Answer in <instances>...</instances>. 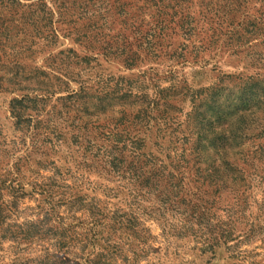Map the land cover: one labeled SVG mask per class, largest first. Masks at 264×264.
I'll list each match as a JSON object with an SVG mask.
<instances>
[{"label": "trees", "instance_id": "obj_1", "mask_svg": "<svg viewBox=\"0 0 264 264\" xmlns=\"http://www.w3.org/2000/svg\"><path fill=\"white\" fill-rule=\"evenodd\" d=\"M33 1L0 0V89L25 91L9 101L18 141L6 142L0 132V243L28 245L45 237L52 250L44 248L34 264H65L60 251L72 257L66 264H132L146 210L165 231L198 239L201 250L232 241L224 216L240 207L264 162V55L255 74H223L197 90L154 86L149 94L129 83L120 88L113 79H80L73 89L68 83L79 79L78 72L53 64L47 67L59 75L38 67L27 71L17 52L5 50L14 49L16 26L22 25L30 38L44 33L46 40H71L83 54L72 48L65 56L77 62L101 55L129 70L163 59L171 67L194 63L219 50L224 38L239 44L241 24L264 28V0H220L219 15L208 0H47L50 8L46 0ZM248 4L252 14L242 12ZM32 42L21 40L19 47L28 50ZM185 99L189 110L182 118L178 102ZM152 130L170 137L165 157L158 144L156 152L146 150ZM60 142L67 144L62 162L48 158ZM30 160L36 170L28 166L33 179L26 180L23 167ZM90 174L115 183L102 192L108 199L122 196L123 206L83 194ZM32 193L45 199L44 219L12 221ZM48 213L56 217L55 228L46 227Z\"/></svg>", "mask_w": 264, "mask_h": 264}, {"label": "rangeland", "instance_id": "obj_2", "mask_svg": "<svg viewBox=\"0 0 264 264\" xmlns=\"http://www.w3.org/2000/svg\"><path fill=\"white\" fill-rule=\"evenodd\" d=\"M208 1H210L209 6L213 8L212 12L219 15L218 11L221 10L222 2L220 0ZM227 1L229 2L230 0ZM20 2L36 4L33 0H20ZM45 5L50 8V1L46 0ZM225 6L223 9H225ZM199 9L201 8L195 2L193 10L197 12ZM242 12L252 14L254 11L251 4H248ZM25 14H27V11ZM251 18H245L244 21L251 20ZM23 28L22 25L16 26L15 33L17 36L13 38L15 41L12 43L15 47L13 50L6 49V54L8 52H17L16 58L27 71L38 67L59 75L55 70L47 67L48 64H53V66H61L62 68L68 67V70L74 73L78 72L79 79L68 83V86L73 89L79 88L78 82L80 79H85L89 82L113 79L114 82L120 84V88H125L127 83H129L133 90L141 89L149 94L153 92L154 86L167 87L170 84H178V87L187 85L190 90H197L216 83L223 74L241 72L242 77L255 74L257 70L256 64L260 62L258 58L264 55V28L259 27L258 29L249 24H241V28L237 30L243 33L242 36L238 37L240 40L239 44L235 43L234 38H224L219 50L213 51L210 55H205L199 62L179 63L171 67L169 66L171 63L163 59L162 61L146 63L138 68L129 70L118 63L106 61L101 55H96V60L89 62H77L73 58L69 59L65 56L68 49L73 48L79 55L83 54L81 48L71 40L60 35L46 40L44 33L38 35V37L30 38L29 31ZM31 39L33 42L29 44V49L23 51V48L19 47V41H29ZM59 51H63L64 54H58ZM55 57L65 58L62 60L63 62H60V60H55ZM179 89L182 90V88ZM24 92H9L0 89V132L5 137L6 142L18 141V133L14 130L13 119L9 113V101L12 97H19ZM60 94L56 93L55 96ZM54 99L48 101L49 106L55 103ZM178 104L182 110L181 116L183 118V115L189 110V101L185 99L182 102H178ZM169 139L168 134H156L152 130L150 138L147 139L146 150L151 149L156 152L158 149L153 146V143L158 144L157 146L161 148L159 155L165 157L166 153L170 152ZM66 141L68 143V139ZM66 145L60 142L54 148L56 150L55 154L48 158L62 162V156H64L67 149ZM33 163L35 161L30 160L24 164L23 177L26 180L33 179V174L28 170V166L35 167L32 165ZM260 165L261 169L258 171V178L250 182L251 185L245 191L244 200L242 199L243 202L240 207L233 211L229 219L224 216L225 221L230 224L229 226L234 233L232 241L225 244L220 243L219 246L214 247L212 252L201 250L198 239H195L190 234L177 236L165 231L163 229V221L157 219L153 213L146 210L145 213L140 215L141 225L136 239L134 238L137 244L133 243L136 245L131 247L140 249L136 256H133L132 264H264V162L260 163ZM33 170H36V167ZM46 173L51 174L49 167ZM65 178L70 182L68 176ZM114 187L115 183L103 181L94 174H90L88 185H86L82 193L88 197L105 199L112 204L123 206L124 202L120 200L122 196L109 199L104 197L102 191L110 190ZM25 189L28 193L30 192V187L26 183ZM44 200V197L37 193L25 196L20 201L17 212L11 216L12 221L18 223L26 221L40 222L44 219L45 211L48 208ZM150 204V200L144 202V206L148 207ZM222 206L221 208H223ZM218 211L224 214L221 209ZM59 214H64L62 208L59 209ZM47 217L49 219L46 227L55 228L58 225L56 217L50 213H48ZM167 218L170 220L168 221L169 223H178V219L170 218V216H167ZM50 246L45 237L43 239L33 238L30 244H22L20 246L4 240L0 243V264H34L35 259L40 257L44 248L49 251L52 250ZM96 247H98V240L94 241V248ZM22 248H24V251H22ZM91 250V247H88L86 251L88 253ZM56 255L65 264L71 262L72 257L65 254L64 251H60Z\"/></svg>", "mask_w": 264, "mask_h": 264}]
</instances>
